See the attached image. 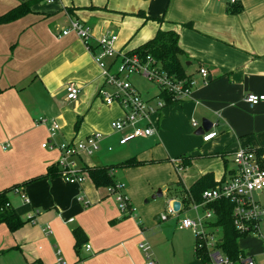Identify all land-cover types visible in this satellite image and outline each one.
<instances>
[{
	"label": "crops",
	"instance_id": "crops-1",
	"mask_svg": "<svg viewBox=\"0 0 264 264\" xmlns=\"http://www.w3.org/2000/svg\"><path fill=\"white\" fill-rule=\"evenodd\" d=\"M16 7L26 12L0 22V159H4L0 160V191L44 175L59 158L62 142L100 132L104 136L100 151L121 146L117 141L122 133H114L109 125L122 110L106 105L98 95L105 82L92 52L74 33L61 35L72 19L90 28L89 45L94 52L96 40L105 34H116V49L127 52L151 39L159 28L174 29L184 52L185 71L194 83L187 99L152 116L155 132L134 139L114 163L130 157L145 162L120 168L119 179L120 171L113 173L115 182L124 183L134 214L121 213L107 189L96 187L86 175L81 185L58 176L32 181L19 187L27 202L14 190L8 194L23 220L35 210L38 213L34 223L27 222L13 232L0 223V264H55L56 249L65 264H146L140 242L155 248L157 255L153 252L152 259L156 264H203L195 257V240L193 250L185 255L176 252L173 239L170 258L159 254L169 241L151 219L158 221L162 203L156 206L148 198L156 186L169 190L171 177L158 175L149 183L144 181L145 169L151 168L153 160L168 158L185 171L180 185L171 188L168 207L174 199L181 202L176 194L180 187L188 188L206 173H212L217 182L229 177L232 152L237 148H264V101L250 106L243 100L249 92L264 94V0H0V16ZM201 67L207 70L206 79L198 72ZM70 81L80 92L69 101L63 91ZM159 91L153 97H141L153 101ZM40 118L45 123H38ZM202 118L211 121L210 130L216 132L206 142L195 134ZM52 121L59 124L54 137L49 135ZM193 129L196 136H191ZM45 142L53 149L42 147ZM182 156H192L186 167H181ZM90 157L82 162L106 165L95 164ZM162 167L169 170L168 163ZM80 195L83 200H78ZM181 211L167 218L174 215L179 224L188 216L179 219ZM68 218L73 221H65ZM45 226L52 233L45 234ZM77 227L84 233L78 249L73 236ZM256 262L264 264V259Z\"/></svg>",
	"mask_w": 264,
	"mask_h": 264
},
{
	"label": "built area",
	"instance_id": "built-area-1",
	"mask_svg": "<svg viewBox=\"0 0 264 264\" xmlns=\"http://www.w3.org/2000/svg\"><path fill=\"white\" fill-rule=\"evenodd\" d=\"M46 3L55 0H44ZM230 3H236L237 0H228ZM74 33L83 44L92 52L93 59L101 70L105 86L111 89L107 90L101 87L98 95L103 102L108 105H117L122 110L119 118L110 122V127L118 133H122L117 141L118 145L140 138L151 136L155 132V125L152 116L165 107V101L156 96L153 101L145 100L141 97L139 91L129 81L132 74H139L153 81L159 88V92H166L171 96L173 102L185 100L189 97L190 86L193 85V79H179L173 75H168L151 56L142 60L136 54H126L116 49L115 43L117 35L113 33L105 34L99 37L97 42V51L94 52L89 45L92 33L88 26L78 19H72L69 27L61 31V35ZM109 60L110 63L106 61ZM119 63L117 65V61ZM115 68L112 71V68ZM202 79L207 78V70L201 67L198 70ZM65 99L75 100L80 92L79 86L73 82H68L65 87ZM243 100L250 106L264 101V94L246 93ZM38 123H45V119L40 118ZM191 125L196 127L197 121L192 119ZM59 124L51 122L49 128L50 137H54ZM216 136V132L207 131L201 135L203 141H209ZM104 136L100 132H93L88 136L76 139L71 142H62L58 145L60 152L59 158L55 165L60 170V177L69 184L81 185L85 181V172L82 170L80 162L85 157L93 156L101 147ZM42 147L53 149L50 143H43ZM108 150L112 147L108 146ZM263 155L259 154L254 148L242 146L232 152V173L221 184L215 188L207 189L202 192V202L189 204V208L194 212L193 216H185L179 220V227L190 229L195 236V249L205 248L208 252L210 264H231L227 255L218 248L221 232L217 226L211 225L214 221L215 213L206 205L219 200L226 199L233 204L232 221L234 227L240 233L247 235L256 234L258 222L264 216V205H260L255 199L254 194H259L264 189V167L262 165ZM180 169V167H178ZM124 183L116 182L108 186L107 192L114 197L118 209L123 214H134V208L124 193ZM14 192L19 193L21 199L28 201L27 196L20 188H14ZM78 200L83 197L78 196ZM87 204L88 201H85ZM181 203V202H180ZM185 207L180 204L179 210ZM202 210V214L200 213ZM172 201L167 207V214H161L166 218L169 214H176ZM37 210L27 214L26 219L35 222ZM73 221V218L65 220ZM45 234L52 233L49 226L43 228ZM264 245V242H263ZM139 249L143 252L146 264H156L152 259L151 245L147 242H140ZM86 250L90 248L89 244L85 245ZM55 264H65L61 251L56 249ZM242 264H258L252 256H246L244 253L239 256ZM37 264V263H32Z\"/></svg>",
	"mask_w": 264,
	"mask_h": 264
},
{
	"label": "trees",
	"instance_id": "trees-1",
	"mask_svg": "<svg viewBox=\"0 0 264 264\" xmlns=\"http://www.w3.org/2000/svg\"><path fill=\"white\" fill-rule=\"evenodd\" d=\"M38 1V0H35ZM238 10V8H237ZM26 8L16 7L9 12L0 16V22H7L15 19L16 17L24 14ZM94 51V48H91ZM126 54H136L142 60H145L147 56H151L155 61H157L162 69L168 74L173 75L179 79H189L188 74L185 71L186 60L184 58V52L178 44V33L174 29H158L156 34L149 40L138 45L137 47L128 50ZM165 101V106L173 103L171 96L162 91L158 95ZM80 124V119L78 118L75 122V129H78ZM259 154L263 155L262 165L264 167V148L254 149ZM192 156L184 157L181 159L188 160L187 162L182 161L181 167H186L190 164V159ZM182 159V160H183ZM82 170L85 175L89 177L96 187H104L114 185L116 182L113 178V171L117 168H130L144 165L145 162L138 160L136 157H130L124 161L117 163L115 165H104V166H94L87 165L84 162L80 163ZM232 173V171L228 172ZM60 177V170L54 164L47 168V172L44 175L37 176L23 182L22 184H16L9 188L0 191V223L6 224L8 229L13 232L23 226V224L30 222L29 219L23 220L16 210L12 208L8 194L14 188H19L32 181L44 178V177ZM226 179V176L222 178L221 181H215L212 173H206L198 178L194 183H192L188 188L180 187V190L176 193L181 199L182 204L187 207L192 202L201 203L202 202V192L207 189L215 188L217 185L221 184ZM180 185V182H178ZM215 213L214 221L211 225L217 226L221 232L220 241L218 243V248L222 253L228 256L231 260V264H242L239 256L243 254V251L238 246V241L240 238L246 237V233H240L233 225L232 221V210L233 204L226 199H219L213 201L206 205ZM73 236L75 239V248L78 249L79 245L84 241V233L80 228H75L73 230ZM195 257L203 264H210L208 252L205 248L197 250L194 248Z\"/></svg>",
	"mask_w": 264,
	"mask_h": 264
},
{
	"label": "rangeland",
	"instance_id": "rangeland-1",
	"mask_svg": "<svg viewBox=\"0 0 264 264\" xmlns=\"http://www.w3.org/2000/svg\"><path fill=\"white\" fill-rule=\"evenodd\" d=\"M106 62L110 63L109 60H107ZM118 63H119V60L117 61V65H118ZM114 70H115V68L113 67L112 71H114ZM129 81L135 86V88L140 92L141 96L144 98L153 97L154 94L158 93L157 85L153 81L147 79L144 76H140L139 74L135 73L129 77ZM105 89L110 90L111 88L109 86H105ZM63 93H65V91H63ZM48 121H51V119ZM113 132L115 133L116 131L113 130ZM193 132H194V129L191 131V133H192L191 136L195 135ZM133 144H134V142L132 140V141L128 142L126 145H123V146L121 145L120 147L112 148L111 151L107 150V149H102L100 151V149H99L89 159L91 162H94L95 164H106L108 166L109 165H115L114 163L118 162L119 161L118 159H120V157H121L120 155H121L122 150L123 149L129 150V148H131V146ZM128 157H130V156H128ZM0 160H4V159H0ZM183 161H184V159H183ZM180 162H182V160H180ZM165 163L169 164V170L162 167V165ZM141 166H143V165H141ZM150 167L151 168L145 169V171H147L148 175H147V177L144 178V181H147L149 183L153 182L154 179L156 177H158V175H168V177L169 176L171 177V179L168 181V185L170 184L169 190L163 191V195L160 197L152 198V195L159 188L163 187V186H156L154 188L153 194H151L148 198V202L152 203L155 201L156 206L161 207L160 203H162V208H161L162 213L161 214H167L168 198L170 196H172V189L171 188L172 187H178V182H180V178L182 179V177L184 176L185 171L183 172V169L180 170L178 168L179 167L178 164L173 165L171 163V161L168 160V158H166L165 160H160V159L159 160H153V164H150ZM153 168H155V169H153ZM117 169L120 171V173L118 172V174H116V179H119L122 169H120V168H117ZM113 173H114V171H113ZM179 173L181 176H179ZM254 197L261 206L264 205V189L262 190L261 193L254 194ZM144 201H145V199H143V204L146 205V203H144ZM200 211H201L200 213L202 214V210H200ZM161 214H158V216H159L158 221L151 219V222L157 224V227L159 229H161L162 233L164 235H166V239L169 241L168 245L164 244V246H166V247H164L163 250H158V251H161V252H159V254L162 257H164L165 259L170 258L171 254H172V246L170 243V239H173L176 252L179 253L180 255H185L190 249L193 250L195 236L192 233V231L190 229L189 230L180 229L179 225L177 224L178 221L176 219V216L172 215V216H169L168 218L167 217L163 218L161 216ZM185 214L188 216L194 215L191 207L187 208V209H183L178 214V216H179L178 218L180 219ZM257 228L258 229H257L256 234L248 235L244 239L239 240V242H238V246L240 247V249H242L246 253V254L245 253L244 254L246 256L254 255L253 258L255 259V261H257L258 259H264V255L261 254L264 251V245H263V242H264V216H262L261 219L259 220ZM157 237H158V239L160 238V236H157ZM163 237H165V236H163ZM167 240H165V241H167ZM153 252L155 253V248L151 247V253H153ZM156 255H157V252L155 253V256Z\"/></svg>",
	"mask_w": 264,
	"mask_h": 264
},
{
	"label": "water",
	"instance_id": "water-1",
	"mask_svg": "<svg viewBox=\"0 0 264 264\" xmlns=\"http://www.w3.org/2000/svg\"><path fill=\"white\" fill-rule=\"evenodd\" d=\"M209 79V78H208ZM212 126V123L211 121H209L208 119L206 118H202L201 119V124L200 126L196 129L195 131V134L196 135H202L204 132H207L210 130ZM167 187L168 186H163L161 188H159L153 195H152V198H155V197H160L163 195V191H166L167 190ZM180 201L179 200H172V206H173V209L174 211H178L179 210V207H180Z\"/></svg>",
	"mask_w": 264,
	"mask_h": 264
}]
</instances>
